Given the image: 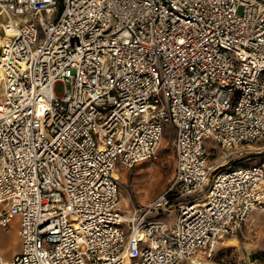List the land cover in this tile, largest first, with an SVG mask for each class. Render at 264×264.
<instances>
[{
  "label": "built area",
  "instance_id": "1",
  "mask_svg": "<svg viewBox=\"0 0 264 264\" xmlns=\"http://www.w3.org/2000/svg\"><path fill=\"white\" fill-rule=\"evenodd\" d=\"M168 124L171 184L128 203L118 163L157 158ZM255 148L264 0H0V225L21 236L0 264H211L264 209V162L216 172Z\"/></svg>",
  "mask_w": 264,
  "mask_h": 264
},
{
  "label": "rangeland",
  "instance_id": "2",
  "mask_svg": "<svg viewBox=\"0 0 264 264\" xmlns=\"http://www.w3.org/2000/svg\"><path fill=\"white\" fill-rule=\"evenodd\" d=\"M62 86L57 87L61 91ZM168 124L165 128L159 155L155 159L143 161L132 167L118 163L116 172L122 183V195L128 203L144 205L157 198L171 184L176 168L175 134ZM256 145L257 143H253ZM209 149L216 148L222 152L220 145L213 139H207ZM231 160L216 169V172L238 164L264 162V148L236 153ZM214 161V159L212 160ZM160 211V217L174 221L177 209ZM157 213V212H155ZM0 225V255L13 252L18 243L15 240L17 222L8 226ZM264 209L255 210L243 223L237 234L220 242L211 264H264ZM257 256V257H256Z\"/></svg>",
  "mask_w": 264,
  "mask_h": 264
},
{
  "label": "crops",
  "instance_id": "3",
  "mask_svg": "<svg viewBox=\"0 0 264 264\" xmlns=\"http://www.w3.org/2000/svg\"><path fill=\"white\" fill-rule=\"evenodd\" d=\"M14 222H17L18 226H17V229H16V232H15V240L17 241L18 243V246L17 248L11 252L10 254H7L6 256H2L3 258L5 259H10L12 258L16 253L20 252L21 251V236H20V232H19V228H20V224H19V218L18 217H15L14 220L12 221L11 224H13ZM9 224V225H11ZM8 226V225H7ZM2 227V226H1ZM185 264H189L188 261H185Z\"/></svg>",
  "mask_w": 264,
  "mask_h": 264
},
{
  "label": "bare ground",
  "instance_id": "4",
  "mask_svg": "<svg viewBox=\"0 0 264 264\" xmlns=\"http://www.w3.org/2000/svg\"><path fill=\"white\" fill-rule=\"evenodd\" d=\"M115 175H116L118 178H120V177L118 176L117 172H116V169H115Z\"/></svg>",
  "mask_w": 264,
  "mask_h": 264
},
{
  "label": "trees",
  "instance_id": "5",
  "mask_svg": "<svg viewBox=\"0 0 264 264\" xmlns=\"http://www.w3.org/2000/svg\"><path fill=\"white\" fill-rule=\"evenodd\" d=\"M236 164H238V163H236ZM262 255H264V253H261ZM257 257V256H256Z\"/></svg>",
  "mask_w": 264,
  "mask_h": 264
}]
</instances>
